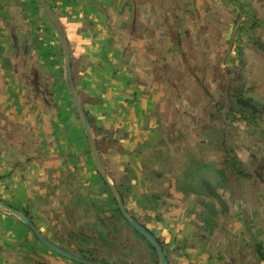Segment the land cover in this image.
Masks as SVG:
<instances>
[{
  "label": "crops",
  "instance_id": "0c3cea01",
  "mask_svg": "<svg viewBox=\"0 0 264 264\" xmlns=\"http://www.w3.org/2000/svg\"><path fill=\"white\" fill-rule=\"evenodd\" d=\"M46 2L67 36L102 164L167 264H264V175L237 173L225 159L233 151L247 163L241 141L227 139L231 124L243 133L240 120L213 123L209 111L200 118L190 92L179 91L196 80L167 76L177 72L174 56L183 48L159 44L170 38L164 24H176L171 39L213 38L208 52L231 56L236 48L243 56L231 70H264V0ZM221 94L225 100L227 91ZM243 130L255 136V149L260 130ZM0 201L67 251L105 264H158L94 166L65 84L60 41L37 0H0ZM0 264L79 263L0 208Z\"/></svg>",
  "mask_w": 264,
  "mask_h": 264
},
{
  "label": "rangeland",
  "instance_id": "374dc122",
  "mask_svg": "<svg viewBox=\"0 0 264 264\" xmlns=\"http://www.w3.org/2000/svg\"><path fill=\"white\" fill-rule=\"evenodd\" d=\"M155 22V19H154ZM176 26V24H174ZM181 27H184L183 30H187L186 24H180ZM264 31V30H263ZM189 32V31H188ZM260 32V31H259ZM190 33V32H189ZM261 34V33H260ZM264 32H262V35ZM189 35V34H188ZM179 42V45L181 46L182 51L179 52L177 56H174V60L177 62L178 67L188 66V68L195 67V79L199 80L200 85L196 83V86L191 87H179V91L181 95H185L187 92H190V95H192V101L190 100V103L193 105L197 104V110H200L197 114L200 118L203 119V117L206 116L207 112L212 109V104H209L207 102L208 99L205 96V91L208 94V97L213 101L222 100L225 102L227 99L223 100L221 98L222 92L225 93V91H229L231 88L239 87L241 84H244L246 93L250 95L253 100L263 106L264 104V70H251L248 68V70H243L241 72L235 71L233 68V65L236 61H240L243 56H241L239 51L234 48L233 55H214L211 52H208L206 50V45L212 44L215 40L208 39L204 40L202 38H194V39H188V38H182V39H173V42L176 43ZM168 41L166 42V39L161 40L159 43L161 46L166 47ZM174 43V44H175ZM213 45V44H212ZM233 48L234 43L232 41V44H230ZM211 47V46H210ZM230 49V51L232 50ZM213 49V46H212ZM208 50H211V48H208ZM214 50V49H213ZM166 54V53H165ZM164 54V55H165ZM163 62H166L167 56L161 55L160 59L163 58ZM258 57V56H257ZM256 57V59H257ZM170 60L171 57H169ZM252 59H247V64H250ZM232 64V65H231ZM222 65H225L224 67H221ZM228 66V67H227ZM246 68V66L244 67ZM177 70V69H176ZM169 73V74H168ZM167 73V76L169 78L174 79H180V78H188L189 75L186 71H169ZM217 79L216 82H211V80ZM230 80V81H229ZM166 86V85H165ZM165 92L173 90V88H170L168 86L165 87ZM205 93V94H204ZM227 95V94H226ZM209 99V101H210ZM187 104H190L189 101H186ZM228 103H225V108H227ZM262 112L264 110H261ZM225 124H231L227 119H224V116H222L221 119ZM181 123L183 121V118L181 117ZM198 122V120H197ZM241 127L243 129L246 127V121H240ZM232 125V132L234 135L228 136V142L230 143L237 137V141H241L240 143L243 146V149L239 150L240 157L244 160V165L239 164L238 170H242L243 173L247 174H261L264 175V124H261L258 129L260 130V134L256 137L259 139L258 143L259 145H256L257 147L255 149L251 148L250 142L253 140L252 138H255L252 134H247L248 131L243 130V133H237L239 131L240 126ZM241 131V130H240ZM243 138H242V137ZM242 138V139H241ZM226 154L228 155V159L233 157V151H226ZM235 157V156H234ZM259 158V164L256 163L254 166H252L250 161L253 159ZM236 159V158H235ZM230 164V162H228ZM235 167V166H234ZM236 168V167H235Z\"/></svg>",
  "mask_w": 264,
  "mask_h": 264
},
{
  "label": "water",
  "instance_id": "95a60500",
  "mask_svg": "<svg viewBox=\"0 0 264 264\" xmlns=\"http://www.w3.org/2000/svg\"><path fill=\"white\" fill-rule=\"evenodd\" d=\"M37 2L60 41L62 51H63L65 84L72 98V101H73L75 110L77 112V115L79 117V120L84 128L85 135H86L87 142H88L89 152L93 160L94 166L98 174L100 175L101 179L103 180L104 184L108 188L109 192L111 193L113 199L115 200L118 210L121 216L123 217V219L127 222V224L131 228H133V230H135V232H137V234H139L148 243V245H150L153 248L157 256L158 264H167L166 257L163 252L162 246L151 233H149L139 222H137L127 212L123 204L122 197L115 183L110 178V176L108 175V173L106 172L102 164L100 154L97 148L95 132L88 121L87 115L83 109L81 100L75 88V84H74V80L72 76V70H71L70 47H69V43H68L65 31L63 29V26L61 25L60 21L58 20L57 16L55 15L51 7L47 4L46 0H37ZM0 208L18 217L21 223L30 231V233L34 236L36 240H38L41 244H43L45 247L55 252L56 254L64 258H67L75 263H79V264H105L102 262H98V261L83 257L73 252L67 251L53 244L41 234V232L37 229L35 224L29 219V217H27L22 212L4 204L1 201H0Z\"/></svg>",
  "mask_w": 264,
  "mask_h": 264
},
{
  "label": "trees",
  "instance_id": "16d2710c",
  "mask_svg": "<svg viewBox=\"0 0 264 264\" xmlns=\"http://www.w3.org/2000/svg\"><path fill=\"white\" fill-rule=\"evenodd\" d=\"M146 1L151 2L155 6H157V4L158 3L160 4L161 2V0H146ZM164 26L167 27V31L170 37L166 39V42L168 41L166 47H168L172 43H175L173 42V39H171V37L175 35V33H173V29H175V26L174 24L171 25V24H166V23L164 24ZM153 27L154 26L152 25V28H148L149 31L153 29ZM176 43L179 44V42L177 41ZM257 45L261 46L262 44L257 43ZM177 70L180 72L186 71L187 74L189 75V78L195 79V76H196L195 67L188 68V66L187 67L184 66V69H183V67L177 66ZM196 82L198 85H200L199 80H196ZM205 93L204 94L207 97L206 99H208L207 102L209 104H212V109H210L208 113V115L210 116L209 120L211 122L218 123L222 119V116H224V118L226 117L225 119L229 120V122H235V120L237 119L240 121H246L249 129L252 127L258 128L261 124H264V111L263 112L261 111V110H264V105L261 106L260 104L256 103L251 97H249L246 93V90H244V88L242 87V85H240L239 87L229 89V91L227 92V97H226L227 100L225 102H223L222 100L213 101L208 97V94L206 91ZM225 103H228L227 108H225ZM222 145L223 147H225L226 140L223 141ZM235 158L236 157L231 156V158L228 159V155L226 154L225 156V159L227 160V162H230V164H233L238 170L239 163ZM237 173H243V172L241 170H238ZM151 249L153 248L151 247ZM261 258L264 259L263 254H261Z\"/></svg>",
  "mask_w": 264,
  "mask_h": 264
}]
</instances>
